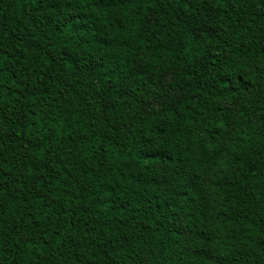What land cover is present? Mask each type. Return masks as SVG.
I'll list each match as a JSON object with an SVG mask.
<instances>
[{
	"label": "trees",
	"instance_id": "1",
	"mask_svg": "<svg viewBox=\"0 0 264 264\" xmlns=\"http://www.w3.org/2000/svg\"><path fill=\"white\" fill-rule=\"evenodd\" d=\"M0 264H264V0H0Z\"/></svg>",
	"mask_w": 264,
	"mask_h": 264
}]
</instances>
